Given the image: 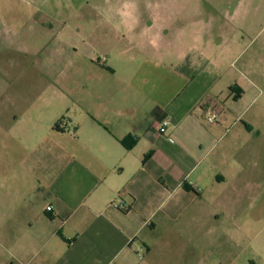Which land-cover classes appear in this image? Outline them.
<instances>
[{"label": "crops", "instance_id": "crops-1", "mask_svg": "<svg viewBox=\"0 0 264 264\" xmlns=\"http://www.w3.org/2000/svg\"><path fill=\"white\" fill-rule=\"evenodd\" d=\"M116 8L71 34L51 65L36 63L51 87L28 82L33 94L7 99L21 113L0 115L24 153L0 167L7 213L20 219L10 253L24 264H208L248 227L237 213L261 161L264 113H246L236 19L207 21L179 0ZM14 23L0 16V48L28 55Z\"/></svg>", "mask_w": 264, "mask_h": 264}, {"label": "rangeland", "instance_id": "rangeland-1", "mask_svg": "<svg viewBox=\"0 0 264 264\" xmlns=\"http://www.w3.org/2000/svg\"><path fill=\"white\" fill-rule=\"evenodd\" d=\"M13 12L10 14L0 10V16L19 19L14 23V30L26 28L16 45L27 44L30 53L6 54L0 48V115L11 116L21 113L14 105L8 103V98L31 95L35 90L27 83L42 80L51 87V78L40 77L36 63L43 61L51 65L56 61L57 50L69 51V36L71 34L89 32L98 26L102 18L116 16L117 3L141 2L163 3L166 0H13ZM27 1V2H26ZM29 1V2H28ZM32 1V2H31ZM34 1V3H33ZM35 1L41 6L39 12ZM181 3L193 5L199 3L204 18L208 21L214 15L236 19V32L242 34L241 56L235 66L243 70V88L246 90V102L249 105L246 113L251 115L262 111L264 113V0H179ZM187 15L191 17L190 10ZM35 18V19H34ZM244 18L247 19L244 22ZM94 20V23L91 22ZM29 20V22H28ZM16 24V25H15ZM23 38V40H22ZM2 42H0L1 45ZM39 51V55L34 53ZM41 52V53H40ZM37 59L39 61L37 62ZM246 66V69L244 68ZM25 82V83H24ZM46 88H44L45 90ZM48 90V88L46 89ZM240 89L234 94H239ZM51 97L52 89L45 93ZM233 94V93H232ZM233 94V95H234ZM258 130L264 135V118L258 122ZM23 150L3 130H0V167L5 169L9 163L22 162ZM259 165L252 168L253 181L247 190L245 201L239 205L237 213L238 224H248L246 231H230L232 243L222 239V247L213 254H206L208 264H264V145ZM9 173H0V264H24L11 255L10 226L20 223L14 213H7L9 200ZM240 204V203H239ZM14 216V217H13ZM15 249V248H14ZM213 262V263H210Z\"/></svg>", "mask_w": 264, "mask_h": 264}, {"label": "built area", "instance_id": "built-area-1", "mask_svg": "<svg viewBox=\"0 0 264 264\" xmlns=\"http://www.w3.org/2000/svg\"><path fill=\"white\" fill-rule=\"evenodd\" d=\"M215 120H216V117H215V116H209V117H208V121H209L210 123L215 122ZM169 125H170V121H169V120H165V121H163L162 124H161V126H160V133H161V134H164V133L167 131V128H168ZM169 141L173 143V140H172V139H169ZM112 205H113L116 209H122V210H126V209H127V207H126L125 205H122V204H116V203H113ZM51 210H52V208L49 207V208H48V211H51Z\"/></svg>", "mask_w": 264, "mask_h": 264}, {"label": "trees", "instance_id": "trees-1", "mask_svg": "<svg viewBox=\"0 0 264 264\" xmlns=\"http://www.w3.org/2000/svg\"><path fill=\"white\" fill-rule=\"evenodd\" d=\"M56 128H59V125H56Z\"/></svg>", "mask_w": 264, "mask_h": 264}]
</instances>
